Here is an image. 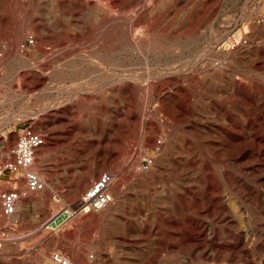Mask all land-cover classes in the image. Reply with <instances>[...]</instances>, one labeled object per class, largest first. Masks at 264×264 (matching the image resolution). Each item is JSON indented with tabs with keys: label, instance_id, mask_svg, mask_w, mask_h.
Wrapping results in <instances>:
<instances>
[{
	"label": "rangeland",
	"instance_id": "374dc122",
	"mask_svg": "<svg viewBox=\"0 0 264 264\" xmlns=\"http://www.w3.org/2000/svg\"><path fill=\"white\" fill-rule=\"evenodd\" d=\"M0 98V125L46 137V188L20 203L0 264H139L157 238L162 264H264V0H0ZM249 131L259 146L231 153ZM104 175L112 214H62Z\"/></svg>",
	"mask_w": 264,
	"mask_h": 264
},
{
	"label": "built area",
	"instance_id": "2783aa9c",
	"mask_svg": "<svg viewBox=\"0 0 264 264\" xmlns=\"http://www.w3.org/2000/svg\"><path fill=\"white\" fill-rule=\"evenodd\" d=\"M35 44V38L28 36L26 44L21 46L22 51L28 50ZM2 100L0 98V106ZM22 122L19 120V123ZM46 145V137L37 132L32 126L25 127L19 134L13 149L6 155L5 160L0 164V177L6 174L10 179L6 182L7 187H0V255L7 244L8 235L6 230H13L16 222L12 220L19 212L20 203L27 199L31 194L39 193L45 190L46 184L39 172L36 170V158L39 151ZM109 178H104L100 184L95 187L92 193L88 194V199L79 201L76 208H65L62 214L67 217H74L85 211L87 208L96 206L99 194L105 189ZM106 198L102 197L101 202L106 203ZM100 201V200H99ZM54 264H75L73 260L58 253L54 255Z\"/></svg>",
	"mask_w": 264,
	"mask_h": 264
},
{
	"label": "bare ground",
	"instance_id": "6f19581e",
	"mask_svg": "<svg viewBox=\"0 0 264 264\" xmlns=\"http://www.w3.org/2000/svg\"><path fill=\"white\" fill-rule=\"evenodd\" d=\"M222 72V71H221ZM169 76V75H168ZM37 79V78H36ZM170 79V78H169ZM42 82V81H41ZM107 84H108V82H107ZM106 85V84H105ZM240 85V84H239ZM204 86V85H203ZM242 86V85H241ZM182 88V87H181ZM130 90V89H129ZM177 90V89H176ZM181 90V89H180ZM177 92V91H176ZM181 92V91H180ZM127 94V93H126ZM232 96L233 97H237V98H241V99H243V94H242V92H241V89L239 88V87H235L234 88V90L232 91ZM130 95V94H129ZM177 95V94H176ZM245 98V97H244ZM240 99V100H241ZM260 106V105H259ZM181 107V106H180ZM181 109V108H180ZM175 110V109H174ZM177 110V109H176ZM186 110V109H185ZM176 113V112H175ZM180 113V112H179ZM259 113L261 114V115H263V112H261V111H259ZM185 114H187V113H185ZM54 115V114H53ZM57 116V115H56ZM185 116V115H184ZM190 117H191V115H190ZM57 118V117H56ZM180 118H181V116H180ZM226 119H227V121H228V127L226 128V129H228V130H236V126H234L233 125V122H232V120L230 121V118H228V115H226ZM182 120V119H181ZM187 120H188V118H187ZM183 121V120H182ZM181 121V122H182ZM189 122V121H188ZM147 124V123H146ZM150 124V123H149ZM148 124V125H149ZM208 129V128H207ZM209 130V129H208ZM211 130V129H210ZM202 134V133H201ZM146 136V135H145ZM225 136V135H224ZM149 139V138H148ZM151 139V138H150ZM113 140V139H112ZM188 141V140H187ZM145 142H150L149 140H147L146 139V141ZM210 143V142H209ZM184 144V143H183ZM259 144H260V141H259ZM216 145V144H215ZM176 146V145H175ZM228 146L230 147V150H231V153H235V152H241L240 154L242 155V154H245L246 152H248V151H252V150H254V149H256V147L257 146H259L258 145V137L255 135V133L254 132H252V131H249V132H247L246 134H244V133H242V134H239V135H235V134H232V136H231V138H230V140L228 141ZM221 147V146H220ZM228 147V148H229ZM242 148V149H241ZM171 149H175V147L174 146H172L171 147ZM184 153V152H183ZM182 153V154H183ZM106 154V153H105ZM230 154V153H229ZM169 155H172V153H166V158L167 157H170ZM196 155V154H195ZM235 155V154H234ZM107 156V155H106ZM106 156H104L105 158H106ZM115 156V155H114ZM117 156V155H116ZM245 156H247V155H245ZM109 157H110V154H109ZM118 157V156H117ZM194 157V156H193ZM244 157V156H243ZM246 158V157H245ZM113 159H114V157H113ZM106 160V159H105ZM115 160V159H114ZM182 161L181 162H183L184 163V165L185 166H191L192 164H194L193 162V160L192 159H190V156H188V157H186V158H182L181 159ZM110 161H111V159H110ZM113 161V160H112ZM240 161V160H239ZM105 162V161H104ZM111 164H112V162H110ZM116 163V162H115ZM207 163V162H206ZM110 165V164H109ZM125 166H127V165H125ZM131 166V165H130ZM157 167V166H156ZM204 167V166H203ZM110 169V168H109ZM149 169H151V168H149ZM112 170V169H111ZM123 170V169H122ZM119 171H121V170H119ZM119 171L117 172V173H119ZM163 171V170H162ZM130 172V171H129ZM126 173V172H125ZM187 173V172H186ZM113 174V173H112ZM130 174H132V176H135V177H142L143 178V174L142 173H130ZM144 174H146V173H144ZM117 176V175H116ZM187 176V175H186ZM128 177V176H127ZM103 178H109V181L106 183V187H105V189H102L101 191H100V193L99 194H96V196H98L99 197V200H98V202H97V204H96V206H93L92 208H87L85 211H83V214H89V212H91V211H94L95 213H98V212H103V216H107L109 213H111L112 214V212H111V210H112V205H111V203H112V201H114L113 200V198H112V191H110V187H111V185H112V183H114V182H112V177L111 176H102L96 183H95V185H94V188L91 190V191H89L88 193H87V195L83 198V200L82 201H85V200H87L88 199V194L89 193H92L94 190H95V187L98 185V184H100L101 182H102V179ZM116 178V177H115ZM121 178V177H120ZM124 178V177H123ZM152 178V177H151ZM126 179V178H125ZM126 181V180H125ZM127 182V181H126ZM125 183V182H124ZM116 184V183H115ZM123 186V185H122ZM116 189H114V191H115ZM156 191H158V190H156ZM121 192V191H120ZM126 192V191H125ZM170 192V191H169ZM143 193V192H142ZM184 193H186V192H184ZM120 195V194H119ZM122 196V195H121ZM176 196V195H175ZM102 197H104V198H106V203L105 204H103L102 202H101V198ZM179 197V196H178ZM169 198H171L170 199V201H172V203H174L175 201V198H173L171 195H170V197ZM178 199V198H177ZM194 199V198H193ZM184 200V199H183ZM174 201V202H173ZM182 201V200H181ZM119 202V201H118ZM191 202V201H190ZM206 202H207V204H206V212H208V213H210L212 210H211V208H214V202H215V200H206ZM145 205H146V203H145ZM180 205V204H179ZM205 206V205H204ZM186 207V206H185ZM202 207V206H201ZM188 208V207H187ZM134 209V208H133ZM133 209L130 211V213H132L133 212ZM152 210V209H151ZM161 210V209H160ZM214 211V210H213ZM139 212H141V213H143V211L140 209V211ZM145 212V211H144ZM205 212V211H204ZM151 213V212H150ZM127 214V213H126ZM156 214V213H155ZM158 214V213H157ZM136 215V214H135ZM144 215V214H143ZM142 215V216H143ZM101 216V215H100ZM115 216H117V215H115ZM159 216V215H158ZM149 217V216H148ZM90 218V217H89ZM116 218V217H115ZM118 218V217H117ZM121 219V218H120ZM158 219V218H157ZM214 219H216V220H219V221H225V217H223V216H220V217H218V216H215L214 215ZM139 220V219H138ZM145 220H147V219H145ZM159 220V219H158ZM149 221V220H148ZM130 223V222H129ZM148 223H150V222H148ZM146 221H144L143 222V225H145V227H148L150 224H148ZM174 223L177 225V224H180V220H178V219H175V221H174ZM131 224V223H130ZM152 225V224H151ZM157 224H154V227L156 226ZM131 226V225H130ZM119 227V226H118ZM136 227V226H135ZM138 227V226H137ZM183 228V227H182ZM128 229V228H127ZM138 229V228H137ZM155 229H157V228H155ZM181 230V229H180ZM195 230V231H194ZM119 231H120V228H119ZM129 231V230H128ZM133 231V230H132ZM131 231V232H132ZM144 232V231H143ZM151 232V231H150ZM194 232H196V229L195 228H192V227H190V230H189V228L187 229V230H184L183 232H181V238H182V240L183 241H185L186 243H189L190 244V250H193V251H195V250H197V248H198V246H199V243H197V240H195L194 239ZM194 233V234H193ZM130 234V233H129ZM144 235V234H143ZM154 235V234H153ZM148 236H150V235H148ZM202 237V236H201ZM200 237V238H201ZM108 238V237H107ZM115 238V237H114ZM144 239V238H143ZM145 239H147V238H145ZM198 240H199V237H198ZM109 241V240H108ZM202 243H209V242H207V240L206 239H204L203 240V242ZM212 246L214 247L215 245H213L212 244ZM152 247V246H151ZM165 243H164V240H162V239H156V241H155V244H154V246H153V248L146 254V257L144 256L143 257V259H142V261L139 263V264H162L161 262L159 263L158 262V256H159V254L165 249ZM168 248H170V249H172V248H174L173 246H169ZM145 252H147V251H145ZM144 254V253H143ZM106 258V257H105ZM142 258V257H141ZM107 262V261H106ZM108 263V262H107Z\"/></svg>",
	"mask_w": 264,
	"mask_h": 264
},
{
	"label": "crops",
	"instance_id": "0c3cea01",
	"mask_svg": "<svg viewBox=\"0 0 264 264\" xmlns=\"http://www.w3.org/2000/svg\"><path fill=\"white\" fill-rule=\"evenodd\" d=\"M8 122V124L0 125V164H2L5 160L6 155L13 149L19 134L24 129L23 125L19 123H15V121ZM3 141L5 144H1ZM6 153L3 154L2 153ZM5 155V157H4ZM10 179V176L6 174L4 177H0V187L4 186V184ZM21 211V207L19 206V212Z\"/></svg>",
	"mask_w": 264,
	"mask_h": 264
}]
</instances>
